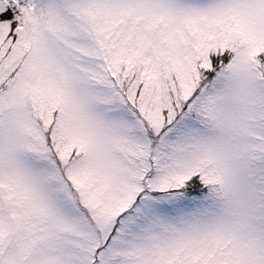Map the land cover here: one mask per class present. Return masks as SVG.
<instances>
[{"label": "snow or ice", "instance_id": "1", "mask_svg": "<svg viewBox=\"0 0 264 264\" xmlns=\"http://www.w3.org/2000/svg\"><path fill=\"white\" fill-rule=\"evenodd\" d=\"M0 264H264V0H0Z\"/></svg>", "mask_w": 264, "mask_h": 264}]
</instances>
